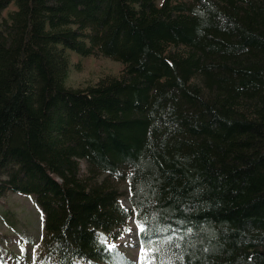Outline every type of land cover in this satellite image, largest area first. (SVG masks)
Listing matches in <instances>:
<instances>
[{
  "label": "trees",
  "instance_id": "trees-1",
  "mask_svg": "<svg viewBox=\"0 0 264 264\" xmlns=\"http://www.w3.org/2000/svg\"><path fill=\"white\" fill-rule=\"evenodd\" d=\"M71 51L122 71L70 87ZM6 191L48 264L124 263L132 216L155 264H264V0H0Z\"/></svg>",
  "mask_w": 264,
  "mask_h": 264
},
{
  "label": "rangeland",
  "instance_id": "rangeland-1",
  "mask_svg": "<svg viewBox=\"0 0 264 264\" xmlns=\"http://www.w3.org/2000/svg\"><path fill=\"white\" fill-rule=\"evenodd\" d=\"M14 4L5 11L14 9ZM70 69L66 83L70 87H86L104 76H118L123 65L104 56H83L71 51ZM73 65V66H72ZM122 191L120 201L125 208L132 209L128 198L129 187L125 180L119 181ZM44 213L32 195L6 191L0 196V264H41L44 236ZM123 227L120 237L114 243L129 261L138 262L140 243L136 236L138 226L135 216ZM131 231H126V229ZM113 243V242H111ZM77 264H87L79 261ZM119 264V263H117Z\"/></svg>",
  "mask_w": 264,
  "mask_h": 264
},
{
  "label": "snow or ice",
  "instance_id": "snow-or-ice-1",
  "mask_svg": "<svg viewBox=\"0 0 264 264\" xmlns=\"http://www.w3.org/2000/svg\"><path fill=\"white\" fill-rule=\"evenodd\" d=\"M139 232L144 235L147 232V228L144 223H141L139 220L136 221ZM126 231H131V229H126ZM187 231L191 233L192 229L188 228ZM122 234V233H121ZM99 243L102 245H106L107 249L112 250L117 247V245L113 243H108L107 238L104 233H98ZM173 237H167V241L171 247H179L178 245L172 244ZM147 241V244L145 243ZM158 251L157 248L153 246V241L149 236H144V239L141 240L140 244V253L138 262L129 261L128 264H155V253ZM171 264V262H169Z\"/></svg>",
  "mask_w": 264,
  "mask_h": 264
},
{
  "label": "bare ground",
  "instance_id": "bare-ground-1",
  "mask_svg": "<svg viewBox=\"0 0 264 264\" xmlns=\"http://www.w3.org/2000/svg\"><path fill=\"white\" fill-rule=\"evenodd\" d=\"M62 47V46H61ZM91 48V47H90ZM98 51V50H97ZM66 52H67V50H66ZM84 54H85V52H84ZM83 54V55H84ZM106 54V53H105ZM113 58V57H112ZM73 66V65H72ZM89 161V160H88ZM121 167V166H120ZM90 169V168H89ZM123 169V168H122ZM87 170V169H86ZM87 172V171H86ZM92 172V171H91ZM117 172V171H116ZM88 173V172H87ZM83 174V173H82ZM124 174V173H123ZM127 174V173H126ZM98 176V175H97ZM111 178V177H110ZM109 179V178H108ZM123 179V178H122ZM112 180V179H111ZM99 184V183H98ZM117 187V186H116ZM11 189V188H10ZM9 189V190H10ZM1 196V195H0ZM130 201H132V200H130ZM124 206V205H123ZM126 210H128V208L126 209ZM44 213V212H43ZM116 213V212H115ZM47 215V214H46ZM134 217V216H133ZM106 218V217H105ZM125 218V217H124ZM132 218V217H131ZM114 219V218H113ZM129 221H131V220H129ZM137 221V220H136ZM129 223V222H128ZM111 225V224H110ZM107 228V227H106ZM124 231V230H123ZM123 233V232H122ZM96 235V234H95ZM140 235V234H139ZM153 236V235H152ZM155 236V235H154ZM120 237V236H119ZM153 238V237H152ZM56 240V239H55ZM57 241H60V240H57ZM56 244V243H55ZM101 245V244H100ZM106 246V245H105ZM49 251H50V249H49ZM101 251V250H100ZM170 251V250H169ZM167 255H168V253H166ZM126 255V254H125ZM99 257V256H98ZM105 257V256H104ZM85 259V258H84ZM74 260V259H73ZM112 263V262H111Z\"/></svg>",
  "mask_w": 264,
  "mask_h": 264
}]
</instances>
